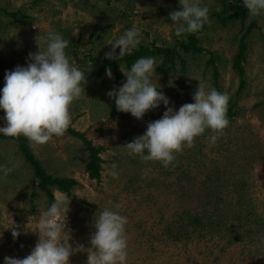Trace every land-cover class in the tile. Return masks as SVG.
I'll return each mask as SVG.
<instances>
[{"label": "rangeland", "instance_id": "rangeland-1", "mask_svg": "<svg viewBox=\"0 0 264 264\" xmlns=\"http://www.w3.org/2000/svg\"><path fill=\"white\" fill-rule=\"evenodd\" d=\"M224 1L200 0V6L217 11ZM0 8L24 14L16 21L0 12V92L7 71L26 67L29 53L46 48L49 31L70 41L66 55L86 73L85 92L70 107V127L104 147L100 179L85 171L88 153L77 137L65 132L43 145L29 141L49 174L77 181L69 193L52 188L55 200L70 199L66 230H71L73 247H90L94 218L107 208L127 217V264H264V13L255 17L257 26L246 39V87L239 95L232 57L250 17L222 25L210 16L198 35L205 51L182 52L183 71L177 60L174 69L161 74L156 68L162 57L148 56L156 59L151 83L169 98L168 107L178 111L194 103L199 82L206 91L215 89L235 103L233 113L227 114L230 123L214 145L213 133L206 130L164 167L129 154L125 146L162 117L163 102L142 119L118 110L111 113L107 93L126 82L121 66L130 70L119 65L120 80L115 82L113 73L109 78L89 56L110 51L109 43L133 25L141 29L139 45H171L182 37L175 35L169 16L180 10L179 0H0ZM208 51L216 54V84ZM4 115L0 109V127L6 126ZM113 164L118 178L108 174ZM13 165L7 177L0 172V264L6 256L25 258L31 253L39 238L34 230L48 208L17 143L0 139V166ZM13 228L20 233L16 239ZM87 255L73 254L70 264H86Z\"/></svg>", "mask_w": 264, "mask_h": 264}, {"label": "clouds", "instance_id": "clouds-1", "mask_svg": "<svg viewBox=\"0 0 264 264\" xmlns=\"http://www.w3.org/2000/svg\"><path fill=\"white\" fill-rule=\"evenodd\" d=\"M242 2L251 18L264 13V0ZM179 4L180 10L169 13L171 22L176 25L177 37L196 34L210 23L209 8L200 6V0H179ZM140 37L141 29L133 25L109 43L111 50L105 53V58L116 60L130 55L140 44ZM69 43L59 33L49 31L44 50L39 46L38 52L29 53L30 62L26 67L16 66L6 72L0 92V109L4 110L6 126L0 127V133L13 138L22 135L37 145L65 134L71 124L70 107L85 92L87 83L86 73L71 64L66 55ZM155 68L154 57L137 59L130 71H124L121 66L126 82L107 95L114 98L118 111L131 113L137 119H142L146 112L163 102L166 111L162 117L149 122L146 131L125 146L129 154L143 161L160 162L168 167L176 160V154L182 153L185 147H193L195 138L206 130L213 133L210 137L213 145L223 135L230 123L227 118L229 97L215 89L206 91L199 82L193 94L194 103H185L176 111L168 107L169 98L151 83ZM106 75L112 78L110 68L106 69ZM16 166H0V172L7 177ZM115 169L113 164L108 174L118 178ZM69 203L70 199L57 198L40 216L38 228L34 230H38L39 238L31 253L25 258L6 256L5 264H70V257L77 252H87L86 264H127V217L107 208L102 210L94 218L95 231L90 235V247L84 244L73 247L69 242L71 230H66ZM19 235L13 228V238Z\"/></svg>", "mask_w": 264, "mask_h": 264}, {"label": "trees", "instance_id": "trees-1", "mask_svg": "<svg viewBox=\"0 0 264 264\" xmlns=\"http://www.w3.org/2000/svg\"><path fill=\"white\" fill-rule=\"evenodd\" d=\"M0 12L5 15L11 16L13 20H18L21 18L20 15L24 14L21 11L10 12L4 8H0ZM214 16L216 21L221 22L225 25L231 20H240L244 22L249 16L247 9L245 8L242 0H225L222 8L219 11L209 12V17ZM251 18V17H250ZM207 24V23H206ZM196 34H184L181 38L174 39L173 43L169 46H157L153 43L151 45H139L136 49L132 51L130 55L126 54L121 59L109 60L105 58V53H99L94 56H89V60L93 65H98L99 70L106 72V69L110 68L111 72L115 77V82L120 80L119 65H123L127 70H130L132 64L141 57L156 56L162 57V61L157 66L156 71L165 74L167 69H174L177 60L180 63V69L183 71L185 69V60L181 57V53H202L205 48L200 45V40L198 35L205 31V26ZM257 26L255 17L251 18L249 25L244 27V33L239 39L237 51L232 57V68L235 70L238 76V86L236 89V95L242 93L246 87V77L244 71L243 62L246 58L247 43L246 39L251 32ZM209 52L208 63L212 67V78L213 82L216 84L220 75L218 66L215 63L216 54L214 52ZM118 55V54H117ZM117 89V85L114 86ZM110 112L116 113L117 109L115 106V100H111ZM235 106L234 102L229 101L227 114L233 113L231 109ZM72 136L77 137L82 141L84 149L88 153V159L85 163L84 169L88 173V176L92 179H100V171L102 169L103 159L100 153L103 151L104 147L102 145H93L92 141L88 139L84 132L75 130L74 128H69L66 131ZM0 139L13 140L17 143L19 153L25 160V162L31 167L33 172V177L37 182L38 188L46 196L48 207L55 201L52 188L58 190L59 192L69 193L70 190L77 184V181L72 177H58L49 174L43 167L41 161L37 159L30 147L29 140L24 136L19 138L7 137L0 133Z\"/></svg>", "mask_w": 264, "mask_h": 264}]
</instances>
